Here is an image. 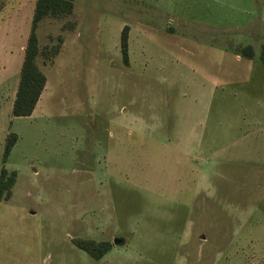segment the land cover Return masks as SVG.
<instances>
[{"label":"rangeland","instance_id":"1","mask_svg":"<svg viewBox=\"0 0 264 264\" xmlns=\"http://www.w3.org/2000/svg\"><path fill=\"white\" fill-rule=\"evenodd\" d=\"M36 2L0 0V264H264V0H75L39 24L61 51L15 118Z\"/></svg>","mask_w":264,"mask_h":264},{"label":"trees","instance_id":"2","mask_svg":"<svg viewBox=\"0 0 264 264\" xmlns=\"http://www.w3.org/2000/svg\"><path fill=\"white\" fill-rule=\"evenodd\" d=\"M75 0H37L32 30L29 36L27 47L25 49V57L20 73L19 85L16 98L13 104L12 115L15 118L31 117L35 112L43 92L47 86V77L40 69L37 60L43 56L47 60L55 58L61 51V46L56 45L50 50L48 48L41 50L39 47V38L37 29L39 24L46 18H63L74 13ZM129 39L130 27L126 26L121 34V53L125 64H129ZM59 42H63V38L59 37ZM240 54L249 60H253L256 56L255 49L252 45L245 46ZM261 61L264 64V46L261 52ZM18 142V135L14 133L8 134L3 154L4 163L7 162L12 150ZM17 172H9L3 168L0 173V202L9 201L12 198V189L16 184ZM74 245L85 251L95 260H102L111 250L109 243H98L88 240H74Z\"/></svg>","mask_w":264,"mask_h":264},{"label":"water","instance_id":"3","mask_svg":"<svg viewBox=\"0 0 264 264\" xmlns=\"http://www.w3.org/2000/svg\"><path fill=\"white\" fill-rule=\"evenodd\" d=\"M123 243V240L122 239H117V240H115V244L117 245H119V244H122Z\"/></svg>","mask_w":264,"mask_h":264},{"label":"crops","instance_id":"4","mask_svg":"<svg viewBox=\"0 0 264 264\" xmlns=\"http://www.w3.org/2000/svg\"><path fill=\"white\" fill-rule=\"evenodd\" d=\"M255 66V65H254ZM258 66H259V64H258ZM262 66H264V64H262Z\"/></svg>","mask_w":264,"mask_h":264}]
</instances>
